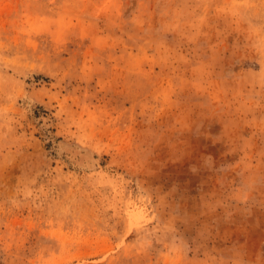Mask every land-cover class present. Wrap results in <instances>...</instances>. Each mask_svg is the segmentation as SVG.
I'll use <instances>...</instances> for the list:
<instances>
[{"label":"rangeland","instance_id":"rangeland-1","mask_svg":"<svg viewBox=\"0 0 264 264\" xmlns=\"http://www.w3.org/2000/svg\"><path fill=\"white\" fill-rule=\"evenodd\" d=\"M0 264H264V0H0Z\"/></svg>","mask_w":264,"mask_h":264}]
</instances>
